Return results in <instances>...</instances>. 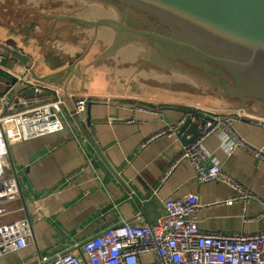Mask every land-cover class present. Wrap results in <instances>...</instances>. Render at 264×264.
<instances>
[{"label": "crops", "instance_id": "crops-1", "mask_svg": "<svg viewBox=\"0 0 264 264\" xmlns=\"http://www.w3.org/2000/svg\"><path fill=\"white\" fill-rule=\"evenodd\" d=\"M37 15L50 25L66 21L69 37L76 39L79 29H73L71 22L78 21L68 17L78 15L51 11H39ZM22 22L19 29L11 24L10 34H15L16 39L0 40L29 54L32 60L24 69L18 64L14 70L0 65V110L13 112L39 104L44 95L54 93L46 85L97 95L100 100H91L90 113L87 109L79 118L80 123L69 118L63 131L12 146L6 171L8 175H19L22 195L9 205L11 212L1 217L0 223L29 216L33 220L34 237L26 247L1 256L0 264H46L59 253L80 254L82 245L90 238L123 221L155 222L163 213L165 200L190 193L199 196L201 229L225 233L264 231V159L249 149L238 146L232 154H227L220 134H212L203 143L208 156L205 166L212 159L217 160L226 174L251 192L246 202L227 204L226 200L237 191L222 182L199 181L187 159L169 171L185 147L175 129L165 131L185 117L173 108L174 103L189 105L185 102L194 103L197 100L193 96L204 97L205 92L191 91L182 98L127 91L123 87L117 90L116 77L99 67L102 60L128 43L116 46L117 32L101 27L96 42L87 51L93 28L80 32L78 41H64L52 35L43 40L33 39L34 34L22 28L27 21L23 19L19 26ZM136 45L141 49L139 54L144 64L165 69L156 61L153 48L146 43ZM21 70L43 88L41 96L32 101L21 99L23 106L19 107L8 104L10 95L4 93L12 77H21ZM210 87L207 91L216 103L198 101L209 108H228V99ZM250 105L246 110L254 119L236 117L233 128L250 148L264 154V116ZM198 111L207 113L206 109Z\"/></svg>", "mask_w": 264, "mask_h": 264}, {"label": "built area", "instance_id": "built-area-1", "mask_svg": "<svg viewBox=\"0 0 264 264\" xmlns=\"http://www.w3.org/2000/svg\"><path fill=\"white\" fill-rule=\"evenodd\" d=\"M21 69H24L21 67ZM22 71V70H21ZM25 76V77H24ZM20 79L29 85H42L21 72ZM53 95H44L39 104L28 109L3 112L0 110V218L11 212L10 204L22 195V184L17 173L7 174L8 158L15 143L63 131L69 118H81L93 94L64 90L46 85ZM209 118L200 126V135L185 146L170 169L181 160H189L201 182H222L237 194L227 204L246 200L251 192L230 177L217 160L208 167L204 141L212 134H220L227 154L238 146L249 149L256 157L262 151L250 148L233 128L236 117L254 119L246 109L231 101L224 109L202 108ZM177 129L170 126L165 131ZM168 171V173H169ZM163 213L152 223L123 221L87 240L80 250L56 254L46 264H264V231L225 233L201 229L199 196L194 193L164 201ZM33 220L27 217L0 223V257L16 252L33 241Z\"/></svg>", "mask_w": 264, "mask_h": 264}, {"label": "water", "instance_id": "water-1", "mask_svg": "<svg viewBox=\"0 0 264 264\" xmlns=\"http://www.w3.org/2000/svg\"><path fill=\"white\" fill-rule=\"evenodd\" d=\"M121 13L119 18L69 19L93 28L87 51L96 42L101 27L118 33L115 45L143 41L155 50V59L204 78L228 100L246 109L255 105L264 116V0H101ZM32 57L0 40V65L27 68ZM31 76V75H30ZM29 77V76H26ZM38 85L12 77L4 95L8 104L22 107L42 95ZM92 102L88 104L90 113ZM185 117L175 131L184 146L200 135L209 118L189 104L174 103ZM79 121V118H76Z\"/></svg>", "mask_w": 264, "mask_h": 264}, {"label": "rangeland", "instance_id": "rangeland-1", "mask_svg": "<svg viewBox=\"0 0 264 264\" xmlns=\"http://www.w3.org/2000/svg\"><path fill=\"white\" fill-rule=\"evenodd\" d=\"M4 4L10 6L8 9L9 12L4 11L7 8L6 6L3 7ZM39 11H51L53 14L75 13L76 16H82L86 19H96L105 16L119 18L121 16L117 8L101 0H0V17L4 13V16L8 18L6 24H0V39H8L9 41H12V38L16 39L14 36L15 34H10L11 32L13 33L12 25L19 29L24 23L22 22L19 26V23L23 19L27 21L25 22L27 25H24L22 28L25 27V29H29V33L34 34L33 39L44 40L47 36H59L63 38L64 41H78L81 38L80 32L82 31L79 30L77 31L78 33L75 34L76 39L70 38L68 35L69 27L67 23H65L66 21L63 20L58 23V26H64L63 30L53 29L56 25H53L51 29H49V26H51L49 25L50 22L48 20L43 21V19L37 15ZM7 12L8 14H6ZM11 12H15L16 15L12 16ZM38 32H41V34L36 35ZM100 43L102 47H104L103 42L100 41ZM135 43L146 42L129 41L113 52L107 60H102V64L99 66L101 69L107 70L110 76L113 75L116 77V84L114 85L117 90L118 87H123L126 88L127 91H145L157 93L166 97H182V95L191 93V91L196 92L200 90L201 92H205L203 96L206 98L194 95L195 97L193 96L192 99L197 100L196 102L185 103H190L193 106L198 105L202 108L208 107L198 100L209 104L216 103V100L210 96L211 92L207 91V88L211 87L204 78L191 71L179 69L174 65L167 66L164 70H160L148 64H144L143 58L139 54V50L141 49ZM35 45L37 44H32V46ZM231 101L237 102L236 100H228V103ZM237 103L240 105L239 102ZM250 106L252 109H258L253 104Z\"/></svg>", "mask_w": 264, "mask_h": 264}, {"label": "flooded vegetation", "instance_id": "flooded-vegetation-1", "mask_svg": "<svg viewBox=\"0 0 264 264\" xmlns=\"http://www.w3.org/2000/svg\"><path fill=\"white\" fill-rule=\"evenodd\" d=\"M4 6H6L7 8H6V10H4V11H8L9 12V8H10V6H8V5H6V4H4L3 5V7ZM8 12L6 13V14H8ZM11 14H12V16H14V15H16V13L15 12H11ZM5 14L3 13V15L0 17V24H6V21H8V18L7 17H5L4 16ZM70 15H75V13H71ZM43 21H45V19H43ZM61 22V21H60ZM71 24L73 25V29H79V31H90V30H92V27H89V26H87V25H84V24H82V23H80V22H71ZM50 25V24H49ZM54 25H56V27L55 28H53V29H60V30H63V27L64 26H58L59 24H58V22H56ZM53 25H51V26H49V29H51V27H52ZM68 30V29H67ZM151 63H155L154 61H152L151 60ZM162 66H163V68H165V67H169L171 64H167V65H163V64H161ZM172 66V65H171ZM223 97H225V98H227L226 96H223ZM237 101V100H236Z\"/></svg>", "mask_w": 264, "mask_h": 264}]
</instances>
